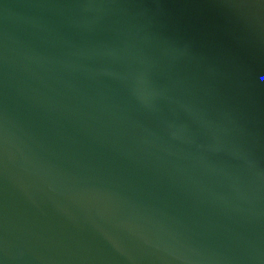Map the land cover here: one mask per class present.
<instances>
[{"label":"water","instance_id":"water-1","mask_svg":"<svg viewBox=\"0 0 264 264\" xmlns=\"http://www.w3.org/2000/svg\"><path fill=\"white\" fill-rule=\"evenodd\" d=\"M0 264H264V0H0Z\"/></svg>","mask_w":264,"mask_h":264}]
</instances>
